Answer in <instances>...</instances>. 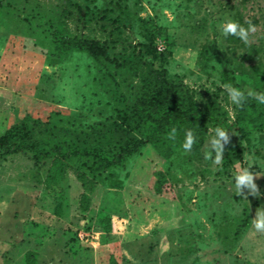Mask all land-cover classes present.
Returning <instances> with one entry per match:
<instances>
[{
  "label": "rangeland",
  "instance_id": "obj_1",
  "mask_svg": "<svg viewBox=\"0 0 264 264\" xmlns=\"http://www.w3.org/2000/svg\"><path fill=\"white\" fill-rule=\"evenodd\" d=\"M227 19L256 25L249 45L222 35ZM149 34L156 58L147 53ZM74 39L98 43L107 58L71 51L48 61L55 40ZM134 54L155 69L163 60L168 78L196 104L216 102L226 112L219 127L229 131L223 155L229 165L203 158L213 127L191 164L169 166L148 145L120 172V188L89 193L85 214L76 166L66 167L54 188L60 197L46 187L51 159L2 150L0 264H24L36 247L40 264H110L111 255L119 264H264V234L252 226L264 208V176L255 181L261 196L247 199L236 194L233 178L237 164L264 174V129L242 136L240 110L220 80L226 71L263 70L264 0H0V136L24 118L32 140L46 148L108 133L116 111L143 90L139 77L117 64ZM253 102L252 119H264V104ZM160 172L168 182L161 191Z\"/></svg>",
  "mask_w": 264,
  "mask_h": 264
},
{
  "label": "trees",
  "instance_id": "obj_2",
  "mask_svg": "<svg viewBox=\"0 0 264 264\" xmlns=\"http://www.w3.org/2000/svg\"><path fill=\"white\" fill-rule=\"evenodd\" d=\"M153 38L154 36L147 35V39L150 41L147 53L155 56L156 48L152 46ZM54 43V48L57 50L47 57L51 63L58 62L61 57L68 55L71 51L87 52L93 59L102 55L107 58L105 50L98 43L89 40L74 39L65 42L55 40ZM161 62L162 68L155 69L151 63L143 60L141 54H134L131 58L117 63L118 67L139 77L143 84V90L132 106H127L125 111H116L118 121L108 133H103L94 139L84 137L80 143L75 142L76 144H56L46 148L32 140L30 124L24 118L20 122L14 123L0 136V151L4 150L9 154L30 153L35 162L51 159L45 180L46 187L47 190H54L53 193H57L60 197L61 190L56 192L54 188L58 187L57 185L63 178L65 168L76 166L79 169L77 178L83 187L80 194L79 210L85 214L89 211V193L97 186L120 188L122 186L120 172L132 158L141 154L148 145H151L159 155L168 160L169 166L181 162L191 164L193 161L200 160L208 128L226 125L223 119L226 112L218 107L216 102H210L204 106L196 104L191 93L177 86L168 78L167 71L163 68V60ZM263 70L226 71L222 73L220 80L224 84H232L241 89L243 85L248 84L257 92H263ZM253 101L248 99L244 106L239 108L240 114L236 123L242 136L249 134L253 129H264L263 118L252 119V114L256 109ZM250 111L252 112L250 113ZM172 128L177 130L175 140L167 138ZM188 129L194 132L197 142L191 152L186 153L182 144L185 131ZM228 165L229 163L223 160L222 169ZM156 184V189L159 191L168 187V182L162 172L159 173ZM55 215L57 217L63 215L61 202L55 207ZM51 229L45 228L49 231ZM239 229L240 227L235 229L234 238H237ZM105 232H110V226L106 227ZM41 237L44 240L46 238L43 235ZM38 249L39 247H36L26 253L24 264H40ZM109 261L110 264H119L112 255Z\"/></svg>",
  "mask_w": 264,
  "mask_h": 264
},
{
  "label": "clouds",
  "instance_id": "obj_3",
  "mask_svg": "<svg viewBox=\"0 0 264 264\" xmlns=\"http://www.w3.org/2000/svg\"><path fill=\"white\" fill-rule=\"evenodd\" d=\"M247 27L238 21L227 19L221 26L222 35L227 38L234 36L242 41L245 45L251 43V37L257 32V27L251 20H246ZM228 100L231 104L238 108H242L248 99H254L260 104H264V92H257L252 88L241 89L234 87L232 84H224ZM213 135L210 137L203 149V158L205 161H210L214 165H221L225 152V145L230 142L229 131L223 127H216L213 130ZM235 134V133H233ZM177 130L172 128L168 133L167 138L175 140ZM197 142V137L191 129L185 131L184 142L182 147L184 151L191 152L194 144ZM250 159V158H249ZM252 165L241 166L237 164L234 173L235 191L239 196L247 199L248 196L259 198L261 196L260 189L256 184V179L264 176L262 173H256L251 170ZM245 189L247 192L245 193ZM252 226L257 233L264 234V208L256 210V219L252 220Z\"/></svg>",
  "mask_w": 264,
  "mask_h": 264
}]
</instances>
